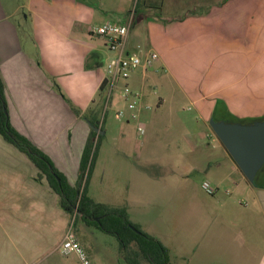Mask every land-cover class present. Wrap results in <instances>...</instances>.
Segmentation results:
<instances>
[{
    "label": "crops",
    "instance_id": "1",
    "mask_svg": "<svg viewBox=\"0 0 264 264\" xmlns=\"http://www.w3.org/2000/svg\"><path fill=\"white\" fill-rule=\"evenodd\" d=\"M129 20L125 51L157 54L126 81L149 107L141 110L143 136L132 123L136 148L127 138L131 122L115 117L125 108L123 83L102 116L105 67L115 53L89 33ZM0 78L10 126L70 185L78 180L90 120L101 136L100 169L133 161L134 171H90L87 193L125 208L168 249L171 264H264V181L253 186L240 171L216 182L204 177L209 139L221 144L209 119L264 117V0H0ZM170 86L196 118L184 116L177 102L163 112ZM38 174L0 136V264H79L58 251L70 217ZM204 181L213 195L202 190ZM224 181L233 184L229 194L218 188ZM74 226L90 262L101 264L92 253L93 228Z\"/></svg>",
    "mask_w": 264,
    "mask_h": 264
},
{
    "label": "trees",
    "instance_id": "2",
    "mask_svg": "<svg viewBox=\"0 0 264 264\" xmlns=\"http://www.w3.org/2000/svg\"><path fill=\"white\" fill-rule=\"evenodd\" d=\"M105 81L101 90H104ZM104 100V99H103ZM257 119L230 121L249 124ZM92 126L97 128L91 120ZM0 136L22 153L39 171L36 180L45 179L50 189L58 198V207L75 223L96 228L113 235L120 246L124 260L128 264H171L168 249L155 237L143 232L133 224L123 207H111L94 201L87 193L86 184L97 156L101 136L93 129L85 143L79 167L78 180L70 185L58 172L50 159L28 139L18 134L8 122L7 106L4 95V83L0 78Z\"/></svg>",
    "mask_w": 264,
    "mask_h": 264
},
{
    "label": "built area",
    "instance_id": "3",
    "mask_svg": "<svg viewBox=\"0 0 264 264\" xmlns=\"http://www.w3.org/2000/svg\"><path fill=\"white\" fill-rule=\"evenodd\" d=\"M131 21L127 25H118L111 22H105L101 25L90 28L89 33L94 36L105 39L107 48L115 53V56L106 64L105 78V96L104 108H108L112 99V95L119 88V83H123L120 89V98L125 103V108L115 110V117L120 121H127L136 125V132L139 136L145 133L143 125L140 123V115L142 109H149L141 103V94L132 90L126 81L130 75L140 67H150L152 62L157 59L156 53H149L145 58L137 52L125 51V39L130 31ZM202 190L207 195H213L215 188L209 182L204 181L201 184ZM58 250L61 255L68 257L74 256L79 264H91L86 253L78 243L72 225L65 232L64 238L60 243Z\"/></svg>",
    "mask_w": 264,
    "mask_h": 264
},
{
    "label": "rangeland",
    "instance_id": "4",
    "mask_svg": "<svg viewBox=\"0 0 264 264\" xmlns=\"http://www.w3.org/2000/svg\"><path fill=\"white\" fill-rule=\"evenodd\" d=\"M163 80V79H162ZM163 89H165V85H163ZM169 89H171V93H169V96L167 95V97H165V101L166 104L163 108V112H171L168 111V109H170L171 106H173V104H175L177 102V104H175V106L180 108V112L183 113L184 116H189L192 118H196L197 114L196 111L194 109V107L190 106L189 103L184 99L181 98V93L180 90L178 88H171V86L169 87ZM164 91V90H163ZM155 93L159 94V91H155ZM160 94H162V92H160ZM154 97V96H153ZM173 100L170 101L169 100ZM156 100V99H154ZM104 101L102 103V116L103 118L109 114L110 112V108L108 106V108H104ZM172 110V109H171ZM127 137L128 139H131L132 145L136 148L137 147V138L135 137V130L132 126V123H130V125L127 127ZM215 137V136H214ZM207 156H208V166L205 167L206 171H210L208 173V175L204 176L206 179L210 180L211 182H216L217 180L221 181L220 179L224 180L225 176L231 172V171H240L237 166L235 165V163L233 162V160L231 159V157L228 155V153L226 152V150L222 147L221 144H219L217 141L211 142L209 139V146L207 147ZM176 162V159H172L171 162ZM165 164H167L168 162H170L169 160H164L163 161ZM174 162V164H175ZM92 171H134V163L132 160H129L127 165L126 164H122L118 165L116 167H103L100 169V166L98 165V163H96V159L94 161L93 167H92ZM162 171H167V169L164 167ZM204 179V178H202ZM264 181V166L262 167V169L260 170V172L258 173L257 177H256V186L257 185H261L263 184ZM220 189V192H226L229 194L228 190H233V184L231 185L228 182H221L220 186L218 187ZM232 200H239L241 198L245 199L244 195H235L230 197ZM70 225H72V230L76 235V229L75 226H73V220L70 219V222L67 226V229L70 227ZM80 229L82 228L81 226L79 227ZM66 229V231H67ZM81 232L83 233V230L81 229ZM92 233V238H93V244H92V253L94 255L97 256V258L100 260L101 264H128L125 260H124V256L122 251L120 250V246L119 243L117 241V239L110 234H106L104 232H101L99 230H97L96 228H93L91 230ZM90 238H88L89 240ZM78 240V238H77ZM59 251V250H58ZM57 250L53 251V255H56L57 257H59V259L64 260V258H61V255L59 254ZM92 264V263H91ZM141 264H146L145 262H142Z\"/></svg>",
    "mask_w": 264,
    "mask_h": 264
},
{
    "label": "water",
    "instance_id": "5",
    "mask_svg": "<svg viewBox=\"0 0 264 264\" xmlns=\"http://www.w3.org/2000/svg\"><path fill=\"white\" fill-rule=\"evenodd\" d=\"M208 125L248 183L256 186V177L264 166V119L242 124L211 118Z\"/></svg>",
    "mask_w": 264,
    "mask_h": 264
}]
</instances>
